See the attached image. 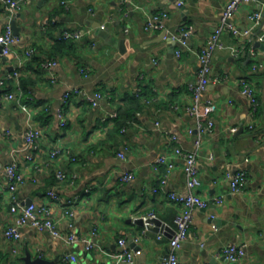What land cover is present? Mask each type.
<instances>
[{"label": "crops", "instance_id": "0c3cea01", "mask_svg": "<svg viewBox=\"0 0 264 264\" xmlns=\"http://www.w3.org/2000/svg\"><path fill=\"white\" fill-rule=\"evenodd\" d=\"M184 1L180 8L177 0H21L14 18L21 28L20 42L0 59V185L7 182L6 166L15 160L25 178L18 197L50 206L60 231L74 233L78 241L69 243L32 226L21 229L20 240L9 239L5 230L14 216L7 199H0V264H24L27 257L42 259L38 264H114L109 253L118 249L120 238L132 249L133 264H162L182 210L168 194L188 190L186 163L175 147L197 151L202 183L196 192L209 200L206 208L194 210L179 251L181 263L233 264L221 251L235 243L245 250L237 264H264V15L247 36L223 32V44L239 53L226 47L211 56L212 78L220 80H211L201 98L216 106L214 126L197 147V119L185 110L193 101L189 84L197 79L198 54L229 0ZM163 10L169 12L165 29L145 31L147 16ZM256 11L263 13L264 0L243 3L232 21L245 29ZM7 23L0 0V33ZM187 24L194 29L185 38L179 29ZM102 25L110 41L99 33ZM81 28L94 33L57 48L64 30ZM164 31L167 37H162ZM29 48L35 51L27 57ZM52 56L56 66L40 65ZM241 78L256 90L255 109L242 93ZM17 82L22 88L19 102L7 97L18 95ZM74 88L101 91L105 98L93 106L82 95H72L64 107L68 124L62 127L58 109L63 94ZM138 90L145 93L140 106L122 111V123L113 119L110 115L127 109ZM29 124L42 131L36 149L25 141ZM53 148L64 153L51 158ZM163 155L174 162L172 170L158 161ZM57 169L75 173V182L59 183ZM239 170L247 172V185L232 192L225 174ZM124 171L134 177L121 181ZM162 178L167 179L163 189ZM53 187L76 200L73 215L48 196ZM221 195L223 203L214 202ZM150 213L162 220V237L153 222L149 228L140 224ZM84 239L98 246L87 250ZM67 254L77 260H67Z\"/></svg>", "mask_w": 264, "mask_h": 264}, {"label": "built area", "instance_id": "2783aa9c", "mask_svg": "<svg viewBox=\"0 0 264 264\" xmlns=\"http://www.w3.org/2000/svg\"><path fill=\"white\" fill-rule=\"evenodd\" d=\"M5 5V9L9 16V23L5 26L4 30L0 33V59L12 52L13 47L20 42V35L14 34L11 26V20L15 18L17 13L22 8L21 0H1ZM251 0H229L224 7L223 13L219 24L213 29L210 34L205 46L202 51L198 54V59L200 62L199 71L197 74V79L195 82L189 84V90L192 93L193 101L192 103L185 106V110L190 115L196 117L197 124L195 130L198 133V139L195 144L198 147L201 143V138L204 133L212 130L214 126V121L211 113L215 110L216 106L211 101H203L201 96L202 92L205 90L207 85L211 80H220L219 77L212 78V68H211V56L216 49L230 48L234 55L239 53V49L233 46H226L222 42V34L224 31H229L235 36H247L252 30L261 23L262 12L256 11L250 14V24L245 29H240L236 26L232 18L234 17L236 11L243 3H248ZM67 1L63 3L66 4ZM177 6L182 7L185 4L184 0H177ZM169 18V12L166 10L158 11L156 13L149 14L147 16L144 29L147 32L161 31L165 29V21ZM104 28V25H102ZM193 26L190 24L182 25L179 29L180 36L188 37L193 32ZM94 32L91 28H81V29H66L61 33L60 38L79 40L85 36L92 35ZM185 43L183 42V45ZM33 48L26 50L25 55L30 57L34 53ZM177 56L181 55V49L176 50ZM57 60L50 59L42 61V66L44 68H52L56 66ZM13 76L17 77L18 72L15 71ZM240 84L242 86V93L247 95L250 99L252 108L255 109L258 104V98L256 90L253 85L246 79L241 78ZM16 90L18 95L14 92L8 93L7 97L9 99H15L17 102L20 101V96L22 95V88L19 82L16 83ZM141 90H138L140 92ZM74 94L82 95L90 104L96 106L101 100L105 98L101 91H95L94 93H88L81 88H74L67 90L63 94L62 104L58 109V116L60 118V125L66 127L68 124V118L65 114V105L70 102V98ZM149 102V101H147ZM140 114V112H138ZM113 119L118 117V112L110 115ZM194 130L191 129L190 132ZM42 131L35 125L29 124L25 132V141L28 146L32 149L38 147V141L40 140ZM177 136H172V140H176ZM176 155H180L185 160V172L187 176V192H169L168 196L173 202L182 205L181 212L176 216V228L169 238V250L167 255L164 257L162 264H182L179 251L183 246L184 241L189 235V231L192 227L194 220V210L198 208H206L209 204V200L203 198L199 193L196 192L197 188L201 185V179L199 175V169L197 165V151H184L180 147H175L174 149ZM64 153L61 148H53L50 150L51 158H56L57 156ZM122 155V154H121ZM158 161L165 163L168 166V171L172 170L175 166L174 162L170 160L166 155L160 156ZM56 179L59 183L65 182L66 184H73L77 178V175L73 173L72 175H67V173L62 169H57L55 172ZM134 177L133 172L124 171L122 172L120 179L121 181H128ZM225 177L230 182V188L232 192H238L245 188L248 181V174L245 170H239L235 172H227ZM6 178L7 182L5 185H0V199H7L8 210L14 216L13 222H11L6 230L5 235L13 240L18 241L21 238V229L25 226H32L39 231L50 233L55 238H60L66 240L69 243H74L78 241L77 236L74 233L64 234L60 231L57 221L54 219L50 206L47 204H37L36 202L27 203L21 200L17 195V190L24 183L25 178L18 169V164L14 160L6 166ZM167 179L162 178L161 184L162 189L166 184ZM156 190V188H155ZM47 194L54 201L61 203L64 212L67 215H73V207L76 203L75 199L65 198L56 187H53L47 191ZM214 202L221 204L223 203V195L214 197ZM156 217L154 213H150L147 216H143L145 222V227L149 228L150 222L149 218ZM159 237L165 234V227L161 226ZM86 249H92L98 246L97 243L86 240ZM119 247L113 252L109 253L114 259V264H133L135 262V257L132 249L129 247L127 240L125 238H120L118 240ZM222 255L233 264H237L241 257L245 254L243 247L238 246L235 243L226 245L222 251ZM67 260L71 259L76 261L77 257L74 254H67L65 257Z\"/></svg>", "mask_w": 264, "mask_h": 264}, {"label": "water", "instance_id": "95a60500", "mask_svg": "<svg viewBox=\"0 0 264 264\" xmlns=\"http://www.w3.org/2000/svg\"><path fill=\"white\" fill-rule=\"evenodd\" d=\"M180 8H182V7H180ZM262 15H264V11H263ZM11 26H12V29L14 31V34L21 35V28L17 25L16 19L11 20ZM99 33H100L101 36H103L104 38H106L107 41H110L111 40V36L109 35V33H107L106 30H104V28L100 29V32ZM166 35H167V32L164 31L162 33V37H167ZM115 43H118V42H115ZM258 43L259 42H256L255 47L258 45ZM148 221L149 222H153L156 225L155 226L156 229H158V230L161 229V226L163 224L162 220L159 219L158 217L149 218ZM139 222H140L141 225H143V226L145 225V222H144L143 218H140L139 219ZM41 261H42V259H38V260L32 262L31 259H30V257H27V258H25V263L24 264H38V262H41Z\"/></svg>", "mask_w": 264, "mask_h": 264}, {"label": "trees", "instance_id": "16d2710c", "mask_svg": "<svg viewBox=\"0 0 264 264\" xmlns=\"http://www.w3.org/2000/svg\"><path fill=\"white\" fill-rule=\"evenodd\" d=\"M74 41H76V40L60 38V40L57 43V48L59 50H63V48H64V46L66 44H71V43H68V42H72L73 43ZM52 58H53V56H52ZM52 58H50V59H52ZM53 59H55V58H53ZM41 64H42V62L40 63V65ZM22 87H23V90H24V93H25L26 86H25V83L23 81H22ZM144 95H145L144 91L141 90L140 92L135 93L133 96H131L129 98V100L127 101V109H124V110L121 109L120 112H118V117L115 118V119L119 121L120 119H122V117H124V113L122 111H127L128 109H130V110L137 109L140 106V99ZM147 101H149V100L147 99ZM128 116L130 117V115H128ZM119 122L122 123L121 121H119Z\"/></svg>", "mask_w": 264, "mask_h": 264}]
</instances>
